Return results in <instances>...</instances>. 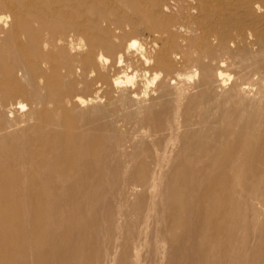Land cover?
Listing matches in <instances>:
<instances>
[{"label":"bare ground","instance_id":"1","mask_svg":"<svg viewBox=\"0 0 264 264\" xmlns=\"http://www.w3.org/2000/svg\"><path fill=\"white\" fill-rule=\"evenodd\" d=\"M188 1L191 26L162 0H0V264H141L143 247L147 264H264V0ZM195 32L213 51L192 61ZM232 48L244 51L233 77ZM108 54L121 76L100 121L75 125L69 105L101 97L90 83L65 97L58 78L106 75ZM129 135L132 151L115 154ZM173 138L183 176L161 186Z\"/></svg>","mask_w":264,"mask_h":264},{"label":"rangeland","instance_id":"2","mask_svg":"<svg viewBox=\"0 0 264 264\" xmlns=\"http://www.w3.org/2000/svg\"><path fill=\"white\" fill-rule=\"evenodd\" d=\"M162 1L166 2L168 4V6H170V9H169L170 10V14L173 15V17H175V20H177V21H179L181 23H184L187 26H191V24L189 23V21H190V13H189V10L187 8V4H188L187 2H189L188 0H179V3L176 4V5L173 3L174 1H172V0H162ZM258 14H260V13H258ZM129 32H130V35H134L135 34L134 38L137 39L139 42H143V41L146 42L148 40V38H149L148 35L150 34L148 31H146L143 36H138L136 34V31H129ZM181 33L182 32H180L178 34V36L182 35ZM151 36L154 37L153 33L151 34ZM183 36L186 37L185 38V43L187 45H189V46L191 45L197 51V54H195V55L194 54H187L186 55L187 59H191L192 61H195L196 59L200 58L204 53L209 55L210 52L213 51L212 47H209V46H207V45H205L203 43V39L199 36L198 32L188 33L187 35H183ZM128 37H129V34L125 35V37H123V38L127 39ZM247 41L248 42H247L246 45H247V47H249V49L251 50L252 53H256V52L259 51V46L258 45L250 43L249 40H247ZM158 43H159V45L162 44V42L159 41V40H158ZM244 43H246V42H244ZM78 47H80V45H76L75 49H74V52H73L76 55L81 51V48L78 49ZM233 50L234 51H232L231 55L233 56L232 59L235 62H233L232 64L228 63L224 67V70L227 73L231 74L232 77L235 76V74H237V73H239V72H241L243 70L242 66H239L238 64H235V63H236V61H238L244 55V51L242 49L237 50V49L234 48ZM189 51L187 53H189ZM106 56L109 57V61H110L106 65V68L109 71V72H107L106 75H101L99 77L96 74H94V75H82V72L80 71V69L76 68L72 75H68L66 77H62L61 76V77L58 78L57 91L58 92L60 91L61 93L63 92V95H65V97L66 96L67 97H71L72 95H74L81 87H83V85H85V83H90L91 84L90 89H91V91H93L94 95L98 94L101 97L100 101L98 103L88 104V105H86L84 107H81V106L75 107L73 104L69 105L70 109L75 108L74 112L70 116V119L75 122V125L76 124H78V125H82L83 124L84 125L85 123L88 125L89 123H97V122L100 121V117H99L100 110L103 109L104 106L107 103V100H106V98L103 95L104 94V90L106 88H109V85L113 83V80L116 77L121 76V74H115L114 72L111 73L112 72V70H111L112 65H115L117 63V56L114 55V54H108ZM250 58H251L250 59L251 64L248 67H249V70L254 71L256 69V66H257L256 64L259 61H262L263 58L259 59V58L253 57V56H251ZM123 63H122L121 66H122V68L124 70H126L128 68V66L131 64V60H127V59L125 60L124 59ZM200 63H201L200 65H203L204 63H207V62H203V60H201ZM258 66L259 67L261 66V68L263 69L264 68V62L262 64L258 65ZM131 68H132V70L130 72L132 74L138 76V77L135 76V79H134L136 81V85L137 84L141 85L142 82L144 81V79H143L144 78L143 77L144 76V72H142V70H141L142 69L141 65L138 64V63H135V64H133L132 67H130V69ZM193 68L194 67L182 68L181 72L185 73V72H188V71L192 70ZM138 72H139V74H135V73H138ZM152 72L153 71L150 70V73H152ZM97 80L100 82V83L98 82L99 85L97 83L95 84V82ZM122 80H124V79L122 78ZM248 80L249 79H246V81H248ZM152 88H154V87H152ZM177 120H178L177 118H172V121H173L172 125H174L173 126L174 129L176 128L175 129L176 131L173 130V132H174L173 136L174 137H176V133L181 132V130L183 129V127L181 126V118H179L178 122H177ZM208 129L209 128H206L205 135H203L202 139L207 140L208 137L214 132V130H210V129L208 130ZM132 138H133V140L137 141L139 139V136H135V137L133 136L132 137L131 135H129V136H126L125 139H123V141L120 142L119 144H115L114 145L115 151L113 150L115 152V154H118V155L122 156V153H123L122 150H124L125 152H128V153L131 152L133 148L130 146L129 140H131ZM191 138H193V135H189L188 136V139H191ZM158 139H159V145H164V143L166 141V136H164V135L163 136H159ZM103 141H104V138L102 137L101 141H100L101 142L100 143L101 146L103 144L102 143ZM172 142H174V144H170L172 148L170 146L168 147V154H167L168 158H167V160H165L163 162V164L165 163V165H163V167H162L163 169L161 171V176H163L162 177V185L161 186H163L164 184H166L169 181L172 184L174 181L179 180L183 176L182 173L178 172V168L181 166L182 163H181L180 159H177V154L180 151L183 150L184 146L181 143V139L173 138ZM120 144L122 145V147L120 146ZM144 145H145V147H147L149 149H153V143H151L150 140H145V144ZM114 147L112 149H114ZM123 147H124V149H123ZM116 148H117V151H116ZM169 154H170V156H169ZM174 162L176 164H174ZM110 166H111L110 167L111 169H113V170L115 169L114 168V163H111ZM104 176H103V178L99 179V182H98L99 185H98L97 189H95V191H96L95 192V197H97V198H98V196L102 197L103 195H105L108 192V188H109L110 184L112 183L111 179H110V174H107V179L108 180L110 179L109 181L111 182L110 184L106 182V178ZM98 190H99V192H98ZM261 207L263 208V206H261ZM99 222L100 221L98 219V223H96V224L101 225V222L100 223ZM111 223L108 226L107 231L104 230L105 233L106 232L107 233L106 234L104 233L105 236H102L103 241L107 242L109 240L108 234L110 236V242L114 241V238H115V236H114L115 233L114 232L115 231H114V226ZM108 230H112L113 232L112 231H108ZM111 238H113V239H111ZM178 242L179 241H176L175 243H172V242L168 243L169 253H172L175 250L176 244ZM170 244H171V246L172 245H174V246L171 247ZM149 254L150 253L148 251V248L147 247H143L142 250H141V257H140V260L142 261L141 264H147V259H148ZM104 260H105V263L108 264V258H104ZM104 260L101 261V264H104Z\"/></svg>","mask_w":264,"mask_h":264}]
</instances>
